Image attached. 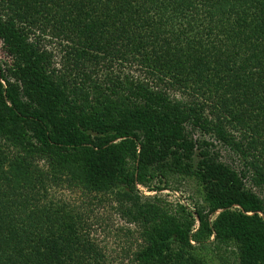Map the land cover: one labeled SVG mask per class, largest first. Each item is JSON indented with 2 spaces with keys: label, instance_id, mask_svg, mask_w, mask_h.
I'll return each instance as SVG.
<instances>
[{
  "label": "trees",
  "instance_id": "obj_1",
  "mask_svg": "<svg viewBox=\"0 0 264 264\" xmlns=\"http://www.w3.org/2000/svg\"><path fill=\"white\" fill-rule=\"evenodd\" d=\"M0 40L20 82L0 65V264H225L198 254L210 242L264 264L262 201L182 161L192 124L264 183V0H0ZM170 173L204 208L138 192ZM112 212L119 262L94 228Z\"/></svg>",
  "mask_w": 264,
  "mask_h": 264
},
{
  "label": "rangeland",
  "instance_id": "obj_2",
  "mask_svg": "<svg viewBox=\"0 0 264 264\" xmlns=\"http://www.w3.org/2000/svg\"><path fill=\"white\" fill-rule=\"evenodd\" d=\"M14 63L13 57L10 55L7 46L0 40V65L4 69V73L13 83L20 85L7 71L8 66ZM20 94L26 100L22 91ZM188 141L193 143L188 159L182 161L187 162L193 168H198L199 164L207 159L216 164L222 165L233 171L242 183L245 190L254 193L264 205V183L257 180L255 174L249 165L241 158V156L219 140L214 134L202 131L199 127L187 124L185 128ZM160 186L161 190L155 191L149 189L142 184H136L138 192L147 197L155 195L158 199L167 204L171 209H175L179 205H184L190 210L204 208L203 189L192 176H185L179 173H170L167 178L156 180L151 184ZM106 221L97 224V237L106 246L110 259L113 262H119L121 248L125 241L129 240L123 230H127L129 224L121 220L116 214H103ZM212 216L211 218H213ZM198 254L203 257L205 262H219L225 264H238L237 248L233 243L214 245L207 243L205 246L196 245Z\"/></svg>",
  "mask_w": 264,
  "mask_h": 264
}]
</instances>
